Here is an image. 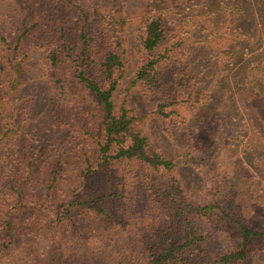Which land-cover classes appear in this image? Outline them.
Listing matches in <instances>:
<instances>
[{
	"label": "trees",
	"instance_id": "1",
	"mask_svg": "<svg viewBox=\"0 0 264 264\" xmlns=\"http://www.w3.org/2000/svg\"><path fill=\"white\" fill-rule=\"evenodd\" d=\"M240 2L138 0L142 60L133 83L183 162L211 183L199 201L177 163L149 148L126 100L115 102L129 61V0H0L11 27L0 38V264H264V223L246 216L213 159L198 154L185 116L203 120L190 61L197 40L175 31L184 9L203 3L210 35L234 32L240 44ZM34 50L55 129L44 148L27 130L22 95ZM257 86L264 102V70Z\"/></svg>",
	"mask_w": 264,
	"mask_h": 264
},
{
	"label": "rangeland",
	"instance_id": "2",
	"mask_svg": "<svg viewBox=\"0 0 264 264\" xmlns=\"http://www.w3.org/2000/svg\"><path fill=\"white\" fill-rule=\"evenodd\" d=\"M240 1L239 6L243 9L236 16V27L242 35H247L240 44L232 43L234 32L221 39L218 36L221 31L213 28L214 33L210 35L204 25L205 2L196 9L185 8V25L179 24L175 31L188 36L190 42L192 36L197 40L193 41L195 45L190 51V61L200 80L203 120L192 115L194 112L186 111L185 116L201 140L198 154L213 159L246 216L254 221L259 218V222L264 223L261 206L264 198V102L257 96V85L264 70V0ZM8 16L9 11L0 3V38L11 31ZM141 19L138 0H129V61L125 78L115 94V102L122 104L126 100L128 108L140 117L139 127L148 137L149 148L158 149L172 158L178 165V174L187 194L195 200L205 201L211 183L198 169L183 162L181 148L163 131L158 118L150 113L141 88L133 83L142 60L138 47ZM219 20L223 22L228 18L220 17ZM24 80L22 95L23 103L28 106L27 130L34 138L32 142L44 148L55 139V129L47 108L50 89L46 66L38 50L31 54Z\"/></svg>",
	"mask_w": 264,
	"mask_h": 264
}]
</instances>
